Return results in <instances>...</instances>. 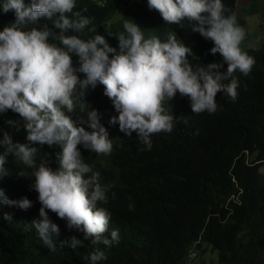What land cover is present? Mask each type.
I'll list each match as a JSON object with an SVG mask.
<instances>
[{
  "label": "clouds",
  "instance_id": "9594fccd",
  "mask_svg": "<svg viewBox=\"0 0 264 264\" xmlns=\"http://www.w3.org/2000/svg\"><path fill=\"white\" fill-rule=\"evenodd\" d=\"M129 1H142L156 21L124 18L118 31L92 23L105 11L112 14L104 25L119 21L129 13L125 1L84 9L76 0H0V17L9 23L0 31V215L31 206L13 189L22 166L31 169L34 234L52 251L63 240L77 264H120L131 252L136 231L114 222L109 207L127 192L112 174L129 161L131 144L150 150L157 138L179 141L191 118L215 127L196 117L215 113L221 92L235 100L234 73L247 76L255 63L250 46H240L246 33L238 25L252 13L237 0ZM9 109L23 118L30 146L13 143ZM220 142L190 160L188 180L195 175L209 185ZM41 149L52 155L51 167L37 163ZM263 163L216 192L201 209L202 230L210 222L237 243L264 244ZM14 221L0 222V237ZM201 233L187 245L183 264L218 263V249Z\"/></svg>",
  "mask_w": 264,
  "mask_h": 264
},
{
  "label": "trees",
  "instance_id": "16d2710c",
  "mask_svg": "<svg viewBox=\"0 0 264 264\" xmlns=\"http://www.w3.org/2000/svg\"><path fill=\"white\" fill-rule=\"evenodd\" d=\"M119 1H125V11L129 13L110 23L112 25H104L112 11L101 12L103 14L94 16L92 23L104 27L115 25L118 31L124 18L142 24L156 21L152 10L144 7L142 1L76 0V3L79 8L90 9L100 2H110L114 9L113 4ZM240 15H236V19ZM8 25L7 19L0 17V31ZM193 38L191 36V40ZM258 42L246 50L255 61L249 74L234 73L239 82L237 98L233 100L221 92L223 98L216 96V112L196 117L215 127L191 118L179 141L176 136L157 138L150 150H141L132 143L129 161L113 172V181L123 182L127 192L121 198L110 200L112 219L137 234L128 258L120 264H183L187 245L203 228L205 214L201 209L213 203L216 192L228 186L233 175L243 177L264 162V38L259 46H254ZM201 43L214 46L209 39H201ZM9 111L15 119L13 143L30 146L23 118ZM220 138L219 150L211 159L209 185L195 175L188 180L190 160L208 155ZM52 160L45 149L37 152L38 164L46 163L51 167ZM11 161H15L13 155ZM22 171L24 175L13 182V189H21L22 200L28 199L31 206L27 209L19 206L16 212L0 215V222L8 216L15 218L12 228L0 237V264H77L71 257L70 245L60 246L63 240H55L56 249L52 251L35 236L37 230L33 222L38 215L35 205L38 193L32 187V170L22 166ZM201 238L218 249L217 264H264V244L259 239H253L248 245L237 243L226 238L220 228L210 222L202 230Z\"/></svg>",
  "mask_w": 264,
  "mask_h": 264
},
{
  "label": "rangeland",
  "instance_id": "374dc122",
  "mask_svg": "<svg viewBox=\"0 0 264 264\" xmlns=\"http://www.w3.org/2000/svg\"><path fill=\"white\" fill-rule=\"evenodd\" d=\"M237 1L240 3L243 13L246 14L247 10L252 12V16L246 18L247 31L245 30V24L238 23L246 33L240 46L243 50L245 47L252 46V43L256 41L259 42L254 46H259L263 42H260V40L264 38V0H253L254 2L252 0ZM252 2L253 4H251ZM259 170L264 172V163L259 167Z\"/></svg>",
  "mask_w": 264,
  "mask_h": 264
},
{
  "label": "crops",
  "instance_id": "0c3cea01",
  "mask_svg": "<svg viewBox=\"0 0 264 264\" xmlns=\"http://www.w3.org/2000/svg\"><path fill=\"white\" fill-rule=\"evenodd\" d=\"M252 4H253V3H252ZM251 13H252L251 11H248V10H247V14H251ZM250 16H252V15H250Z\"/></svg>",
  "mask_w": 264,
  "mask_h": 264
}]
</instances>
